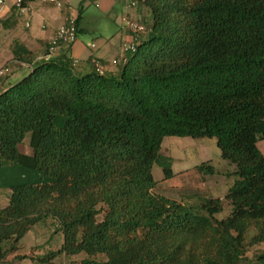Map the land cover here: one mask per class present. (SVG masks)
Instances as JSON below:
<instances>
[{"label":"trees","instance_id":"obj_1","mask_svg":"<svg viewBox=\"0 0 264 264\" xmlns=\"http://www.w3.org/2000/svg\"><path fill=\"white\" fill-rule=\"evenodd\" d=\"M138 7L151 25L117 74L93 63L79 72L71 45L0 93V190L11 191L0 264L49 219L63 243L34 264L82 254L79 264H242L264 243V0ZM83 12L82 3L77 35ZM173 137L215 139L235 166L229 217L216 218L221 199L194 208L154 194L155 165L172 179L161 149ZM27 138L31 155L21 151Z\"/></svg>","mask_w":264,"mask_h":264},{"label":"crops","instance_id":"obj_2","mask_svg":"<svg viewBox=\"0 0 264 264\" xmlns=\"http://www.w3.org/2000/svg\"><path fill=\"white\" fill-rule=\"evenodd\" d=\"M61 1L63 2L62 8L37 0L28 3L22 11L15 6V0H8L0 14V93L19 82L36 64L45 60L43 50H48L50 41L61 26L78 18L79 7L82 3L84 12L79 23V34L70 49V56L78 62V71L82 73L92 71L93 60L100 61L108 70L107 74H117L122 68L121 60L125 55L123 47L133 41V36L124 29L122 24L121 26L117 24L116 6L118 2H122L124 7L122 18L129 16L139 19L135 9H126L128 0H96V6L101 10L99 15L87 14L88 6L94 2L86 0ZM146 13L149 18L150 13L147 10ZM103 23L106 25L103 26ZM83 34L89 35L91 40H83L81 37ZM141 39L142 37L139 41ZM26 57H30L33 63H24L22 60ZM30 151L23 153L31 155L32 150L30 149ZM10 195L9 189L0 190V208L8 205ZM57 230L58 224L53 219L36 225L21 241L17 252L10 255L4 264H16L19 252H24L23 256L31 259L33 264L36 259L51 252L52 246L44 249L43 245L37 244V238L41 236L51 235L52 239L59 235L57 249L52 251L59 250L63 241L60 237L61 233H57ZM27 248L37 249L41 255L38 257L31 255L26 251ZM74 258L62 257L60 259L70 263V260L75 261Z\"/></svg>","mask_w":264,"mask_h":264},{"label":"rangeland","instance_id":"obj_3","mask_svg":"<svg viewBox=\"0 0 264 264\" xmlns=\"http://www.w3.org/2000/svg\"><path fill=\"white\" fill-rule=\"evenodd\" d=\"M86 1L94 2V4L88 6L86 10L87 14L99 15L101 10L96 6L97 1ZM121 3L122 2H118L116 6V15H118L117 24L120 26L121 24L123 25V21L121 23V20H123L122 17L124 14V7ZM135 10L138 12L139 19H133L129 16L126 17L135 22L144 24L148 29L151 25L152 15L148 18L146 9L143 7H137ZM102 25L104 26L106 23ZM109 28H111V25H109ZM81 37L85 41L91 40L89 35L83 34ZM47 53L48 50H43V55L45 57ZM103 71L107 73L108 70L104 67ZM28 141L29 138H27L26 143L21 147L22 152H31L28 147ZM258 147L264 155V137L259 142ZM161 156L171 161L173 176L172 179L166 180L163 169L159 165L154 166L153 176L158 183L154 190L155 195L164 196L194 208H197L202 200L221 199L223 201V212L217 215L216 218L218 220H223L230 216L232 206L225 197L236 181V176L234 175L236 168L221 158V152L217 147V141L215 139L194 140L191 138H166L162 144ZM201 165L205 166L204 172L198 170ZM209 168L214 170V174L208 172ZM253 234L252 231L249 237L253 236ZM60 237L63 241V236L61 235ZM59 240V235H56L52 239L51 235H49L37 238L36 242L38 245H43L42 248L44 249L52 246V250H55L57 249ZM26 251L36 257L41 255V252L37 249L31 250L27 248ZM23 253L24 252H19L17 256L18 262L16 264H33L31 259H27V256H23L25 255ZM263 253L264 243L248 249L242 264H255L258 256ZM85 258H87L86 255L82 254L74 258L76 262L70 260V263H66L63 259H59L55 264H78Z\"/></svg>","mask_w":264,"mask_h":264},{"label":"built area","instance_id":"obj_4","mask_svg":"<svg viewBox=\"0 0 264 264\" xmlns=\"http://www.w3.org/2000/svg\"><path fill=\"white\" fill-rule=\"evenodd\" d=\"M40 1L43 3H52L58 8L63 7V2L61 0ZM7 2L8 0H0V14L2 13L3 8L6 6ZM22 4L23 0H15V6L24 11V6ZM137 7L138 0H128L126 9H136ZM122 21L123 27L133 36V41L129 44L124 45L123 53L125 55L133 54L137 51L138 40L147 33V27L144 24L135 22L127 17H124ZM77 37L78 35L75 20H70L67 24L61 26L57 30L54 37L50 41L47 59L58 56L64 48L73 45L76 42ZM92 63L98 72H100L101 74L104 73V66L98 60H93Z\"/></svg>","mask_w":264,"mask_h":264}]
</instances>
